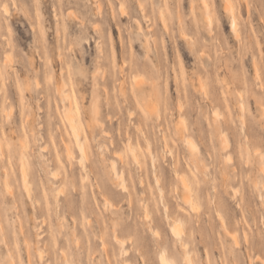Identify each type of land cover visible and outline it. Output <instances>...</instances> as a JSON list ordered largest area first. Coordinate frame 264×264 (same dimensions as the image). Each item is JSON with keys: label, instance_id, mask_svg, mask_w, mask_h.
Returning a JSON list of instances; mask_svg holds the SVG:
<instances>
[{"label": "rangeland", "instance_id": "374dc122", "mask_svg": "<svg viewBox=\"0 0 264 264\" xmlns=\"http://www.w3.org/2000/svg\"><path fill=\"white\" fill-rule=\"evenodd\" d=\"M201 1L0 0V264H185L177 222L193 264H264V0L238 37Z\"/></svg>", "mask_w": 264, "mask_h": 264}, {"label": "bare ground", "instance_id": "6f19581e", "mask_svg": "<svg viewBox=\"0 0 264 264\" xmlns=\"http://www.w3.org/2000/svg\"><path fill=\"white\" fill-rule=\"evenodd\" d=\"M202 2V4H203V6H202V8H203V10H204V13H205V22H206V25L208 26V27H210L211 26V23H212V17H211V15H210V12L208 11L209 10V8H208V4H207V2H206V0H202L201 1ZM225 2H226V4H227V6H228V8H229V11H230V16H231V23H230V27H231V30L234 32V34L238 37V36H240L239 34V30H238V22H237V18H236V16H235V14H234V12H233V4H232V1L231 0H225ZM121 6V5H120ZM6 11H7V9H5ZM166 26V25H165ZM140 28H141V26H139ZM186 36V35H185ZM63 87H59V90H60V93L63 95V97H66V98H68V94L65 92V91H63V89H62ZM97 114H98V104H97V97H95L94 98V100H92V105H91V108H90V115H91V121L94 123V122H96V121H98V119H97ZM64 118H65V121L67 122V124L70 126V128H71V132H72V134H73V137H74V141H75V143H76V146L78 147V150H79V152H80V154L82 155V156H84L85 155V153H86V149H85V145H84V141H82L81 140V137H80V135H79V127H78V123H77V121H76V119H75V117L73 116V114H72V111L70 110V108H67L66 110H65V112H64ZM87 123H88V121H87ZM89 123H90V121H89ZM187 141V144H188V146L189 147H191V148H194L195 146H194V144H193V142L192 141H190V140H186ZM45 147V146H44ZM15 150L17 149V148H14ZM1 150V149H0ZM18 150H19V155H18V159H17V162H18V164H19V162H20V164H19V168H20V176H21V178H20V180H21V182H22V185L24 186L23 188L24 189H26V191H25V193H28L29 192V186H28V179H27V176H28V169H27V161H26V157L28 156V154L26 153V151H27V144H26V142L25 141H22L21 143H20V146L18 147ZM1 152V151H0ZM132 152V151H131ZM2 153V152H1ZM66 153H67V155H70L72 152L66 147ZM133 153V152H132ZM40 155V154H39ZM133 155V154H132ZM0 156H2L1 154H0ZM135 156V154L133 155V157ZM3 157V156H2ZM136 157V156H135ZM41 158V157H40ZM0 159H2V158H0ZM19 160V161H18ZM40 162V161H39ZM49 162V161H48ZM42 163V162H41ZM43 165V164H42ZM44 166V165H43ZM48 167V166H47ZM111 167L113 168V169H115L114 168V164L112 163L111 164ZM5 168V167H4ZM45 168V167H44ZM3 169V168H2ZM48 170V169H47ZM5 171V170H4ZM5 173V172H4ZM51 173H53V174H57L56 172H54V171H51ZM50 175H52V174H50ZM3 176V175H2ZM55 176V175H54ZM57 176V175H56ZM4 177H5V175H4ZM49 177V176H48ZM52 177V176H51ZM118 177V179H120V181L122 180V176L121 175H118L117 176ZM182 177V176H181ZM48 179V178H47ZM4 181H5V179H4ZM182 185H183V187H186V188H188V187H190V185L188 184V182H187V180L185 179V178H182ZM6 182V181H5ZM122 183H123V181H122ZM6 183H4V185H5ZM51 184V183H50ZM6 186H8L7 184H6ZM7 187H5V189H6ZM9 189L11 188L10 187V185H9V187H8ZM56 190V189H55ZM8 191V190H7ZM12 191H10V193H11ZM6 193H8V192H6ZM56 193H57V191H56ZM9 194V193H8ZM12 195V194H11ZM28 196V195H27ZM13 197V196H12ZM55 197H56V194H55ZM13 200V199H12ZM55 200V199H54ZM187 200L189 201V196L187 197ZM36 201V200H35ZM56 203H57V201H56ZM105 206V205H104ZM56 207H58V206H56ZM193 209V208H192ZM56 210V209H55ZM56 213V212H55ZM146 214V213H145ZM61 218V217H60ZM60 220V219H59ZM175 220V219H174ZM180 222H177V224L176 223H174V224H172L171 225V231L174 233V236L176 235L178 238H179V243H180V246L182 247V249H183V254H182V257H183V261H184V263L185 264H193V261H192V259H191V253H190V255H189V252H188V250H186V245H188L187 244V241L184 239V238H182V236H181V226H180ZM62 225V224H61ZM225 225V224H224ZM60 227H62V226H60ZM155 231V230H154ZM153 231V232H154ZM116 238V237H115ZM118 238V237H117ZM116 241H118V243H120L121 244V246H122V244L124 243V241H123V243H122V241L119 239V240H116ZM103 244V243H102ZM119 244V245H120ZM39 252H40V250H39ZM63 253H64V251H63ZM62 253V254H63ZM39 254V253H38ZM168 252H166L165 250L160 254V256H159V261L161 262V264H173V262L169 259V257H168ZM40 255H41V253H40ZM64 256H65V253H64ZM41 257V256H40ZM39 257V258H40ZM48 263V262H47ZM65 264H67V258H65Z\"/></svg>", "mask_w": 264, "mask_h": 264}]
</instances>
